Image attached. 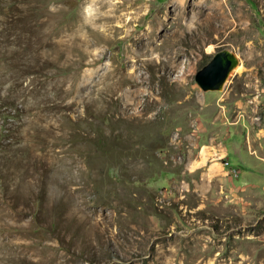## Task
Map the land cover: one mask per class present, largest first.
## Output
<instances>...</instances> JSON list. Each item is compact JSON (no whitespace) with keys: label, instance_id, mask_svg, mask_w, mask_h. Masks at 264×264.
Masks as SVG:
<instances>
[{"label":"rangeland","instance_id":"rangeland-1","mask_svg":"<svg viewBox=\"0 0 264 264\" xmlns=\"http://www.w3.org/2000/svg\"><path fill=\"white\" fill-rule=\"evenodd\" d=\"M0 264H264V0H0Z\"/></svg>","mask_w":264,"mask_h":264},{"label":"water","instance_id":"water-1","mask_svg":"<svg viewBox=\"0 0 264 264\" xmlns=\"http://www.w3.org/2000/svg\"><path fill=\"white\" fill-rule=\"evenodd\" d=\"M238 64L237 56L227 48L214 51L196 70L193 80L202 91L221 90L230 72Z\"/></svg>","mask_w":264,"mask_h":264}]
</instances>
